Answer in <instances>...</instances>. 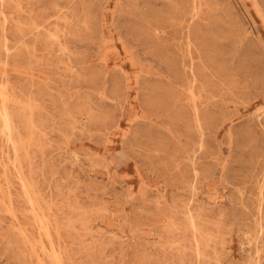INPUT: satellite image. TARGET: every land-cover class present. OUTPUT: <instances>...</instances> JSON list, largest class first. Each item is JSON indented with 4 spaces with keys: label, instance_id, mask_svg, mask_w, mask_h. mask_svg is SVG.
I'll return each instance as SVG.
<instances>
[{
    "label": "rangeland",
    "instance_id": "374dc122",
    "mask_svg": "<svg viewBox=\"0 0 264 264\" xmlns=\"http://www.w3.org/2000/svg\"><path fill=\"white\" fill-rule=\"evenodd\" d=\"M0 92V264H264V0H0Z\"/></svg>",
    "mask_w": 264,
    "mask_h": 264
},
{
    "label": "bare ground",
    "instance_id": "6f19581e",
    "mask_svg": "<svg viewBox=\"0 0 264 264\" xmlns=\"http://www.w3.org/2000/svg\"><path fill=\"white\" fill-rule=\"evenodd\" d=\"M2 91H3V89H2ZM5 92V91H4ZM0 94H1V92H0ZM2 94H4L3 92H2ZM5 95V94H4ZM3 96V95H2ZM4 97V96H3ZM4 102H5V100H4ZM1 108V107H0ZM0 115H1V113H0ZM2 118H3V122H4V126H5V128H6V130H8L9 131V134L10 135H12L13 134V121H12V118H11V116H10V113H9V111H7V110H4L3 109V112H2ZM8 138V137H7ZM8 140H9V138H8ZM13 141H15V140H13ZM9 142V141H8ZM12 143V142H11ZM17 146H19L18 145V143H17ZM19 148H20V146H19ZM18 148H16V149H14L15 151L17 150ZM17 154V153H16ZM27 181V180H26ZM24 187V186H23ZM28 187H30L29 185H28ZM27 192V191H26ZM28 196H29V194H28ZM7 199V198H6ZM30 200V201H29ZM28 201L30 202V204H32L33 206H35V203L36 202H34L33 201V199L30 197V199H29ZM11 201H12V199H11ZM9 203H11V202H9ZM10 205H12V204H10ZM33 206H32V212H33ZM30 211V210H29ZM34 213V212H33ZM38 214V213H37ZM39 220H40V223H42V227L44 228V230H45V232H46V234H47V237L48 236H50L51 235V231H50V229H51V227H50V224H49V222L48 223H46V219H44L43 217H40L39 218ZM41 227V228H42ZM90 231V230H89ZM44 247V246H43ZM49 256H50V259L54 262V263H56V264H63V261H62V256H61V254L60 253H58V251L56 250V248H54V247H52V252L49 254Z\"/></svg>",
    "mask_w": 264,
    "mask_h": 264
}]
</instances>
